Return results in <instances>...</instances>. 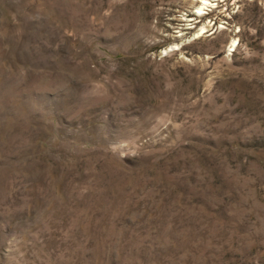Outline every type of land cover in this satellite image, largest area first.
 Wrapping results in <instances>:
<instances>
[{"label":"rangeland","instance_id":"374dc122","mask_svg":"<svg viewBox=\"0 0 264 264\" xmlns=\"http://www.w3.org/2000/svg\"><path fill=\"white\" fill-rule=\"evenodd\" d=\"M199 3L0 0V264H264V0Z\"/></svg>","mask_w":264,"mask_h":264},{"label":"bare ground","instance_id":"6f19581e","mask_svg":"<svg viewBox=\"0 0 264 264\" xmlns=\"http://www.w3.org/2000/svg\"><path fill=\"white\" fill-rule=\"evenodd\" d=\"M214 7V3H212V0H200L199 5L196 7L195 12L198 15H202V13L205 12L208 8ZM207 29V28H206ZM203 32H205V25H202L195 36L201 35ZM235 45V40L233 39L230 43V47ZM232 49V48H231Z\"/></svg>","mask_w":264,"mask_h":264}]
</instances>
